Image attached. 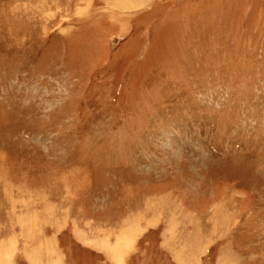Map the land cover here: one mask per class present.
<instances>
[{"label":"rangeland","instance_id":"1","mask_svg":"<svg viewBox=\"0 0 264 264\" xmlns=\"http://www.w3.org/2000/svg\"><path fill=\"white\" fill-rule=\"evenodd\" d=\"M0 264H264V0H0Z\"/></svg>","mask_w":264,"mask_h":264},{"label":"bare ground","instance_id":"2","mask_svg":"<svg viewBox=\"0 0 264 264\" xmlns=\"http://www.w3.org/2000/svg\"><path fill=\"white\" fill-rule=\"evenodd\" d=\"M221 217V216H220ZM225 217V216H224ZM221 221H223V220H221ZM126 239V238H125Z\"/></svg>","mask_w":264,"mask_h":264},{"label":"crops","instance_id":"3","mask_svg":"<svg viewBox=\"0 0 264 264\" xmlns=\"http://www.w3.org/2000/svg\"><path fill=\"white\" fill-rule=\"evenodd\" d=\"M195 255V254H194Z\"/></svg>","mask_w":264,"mask_h":264}]
</instances>
